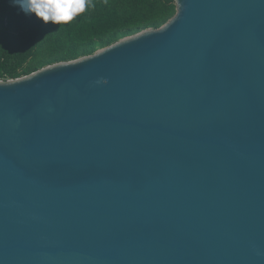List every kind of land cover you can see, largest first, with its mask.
<instances>
[{"label":"water","instance_id":"water-1","mask_svg":"<svg viewBox=\"0 0 264 264\" xmlns=\"http://www.w3.org/2000/svg\"><path fill=\"white\" fill-rule=\"evenodd\" d=\"M175 1L0 79V264H264V0Z\"/></svg>","mask_w":264,"mask_h":264},{"label":"trees","instance_id":"trees-1","mask_svg":"<svg viewBox=\"0 0 264 264\" xmlns=\"http://www.w3.org/2000/svg\"><path fill=\"white\" fill-rule=\"evenodd\" d=\"M68 24L25 15L12 0H0V79L29 75L48 65L91 55L122 38L160 28L177 11L175 0H92Z\"/></svg>","mask_w":264,"mask_h":264},{"label":"clouds","instance_id":"clouds-1","mask_svg":"<svg viewBox=\"0 0 264 264\" xmlns=\"http://www.w3.org/2000/svg\"><path fill=\"white\" fill-rule=\"evenodd\" d=\"M25 14H34L44 23L68 24L92 7V0H12Z\"/></svg>","mask_w":264,"mask_h":264}]
</instances>
